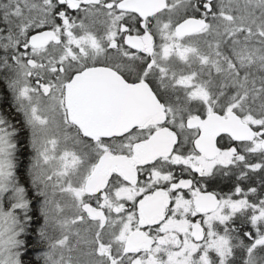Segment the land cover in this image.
I'll use <instances>...</instances> for the list:
<instances>
[{
    "label": "snow or ice",
    "instance_id": "obj_1",
    "mask_svg": "<svg viewBox=\"0 0 264 264\" xmlns=\"http://www.w3.org/2000/svg\"><path fill=\"white\" fill-rule=\"evenodd\" d=\"M0 264H264V0H0Z\"/></svg>",
    "mask_w": 264,
    "mask_h": 264
},
{
    "label": "flooded vegetation",
    "instance_id": "obj_2",
    "mask_svg": "<svg viewBox=\"0 0 264 264\" xmlns=\"http://www.w3.org/2000/svg\"><path fill=\"white\" fill-rule=\"evenodd\" d=\"M225 191H227V189H225Z\"/></svg>",
    "mask_w": 264,
    "mask_h": 264
}]
</instances>
